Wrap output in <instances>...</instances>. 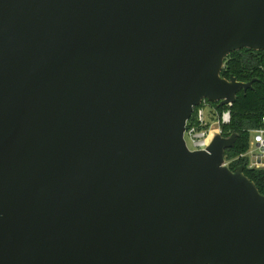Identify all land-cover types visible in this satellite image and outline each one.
Masks as SVG:
<instances>
[{
    "label": "water",
    "instance_id": "1",
    "mask_svg": "<svg viewBox=\"0 0 264 264\" xmlns=\"http://www.w3.org/2000/svg\"><path fill=\"white\" fill-rule=\"evenodd\" d=\"M241 50L264 0H0V264H264L236 135L183 138Z\"/></svg>",
    "mask_w": 264,
    "mask_h": 264
},
{
    "label": "trees",
    "instance_id": "2",
    "mask_svg": "<svg viewBox=\"0 0 264 264\" xmlns=\"http://www.w3.org/2000/svg\"><path fill=\"white\" fill-rule=\"evenodd\" d=\"M220 76L226 80L233 77L244 84L254 81L250 90L240 91L236 95L230 107L220 108L218 104L212 103L210 105L219 113L225 110L230 112V123L221 127L222 137L236 135L234 147L224 154L228 168L233 171L243 167L244 176L264 196V170L249 169L247 159L239 158L248 151L251 131L264 128V52L241 50L230 54L224 60Z\"/></svg>",
    "mask_w": 264,
    "mask_h": 264
},
{
    "label": "built area",
    "instance_id": "3",
    "mask_svg": "<svg viewBox=\"0 0 264 264\" xmlns=\"http://www.w3.org/2000/svg\"><path fill=\"white\" fill-rule=\"evenodd\" d=\"M226 112L229 113V121L227 123L223 121V115ZM229 123V110H225L219 113L216 111L215 108L211 107L209 102L203 100L199 106L193 108L192 115L190 119L186 122L185 131L183 135L186 147L191 152L205 151L212 139L211 137V139L208 140L207 144L203 143V141L207 139V133L209 131H213V134L217 133L221 135V127L226 126ZM262 123L264 124V118H262ZM215 128H218L219 131H214ZM250 147L264 149V142L260 140L254 141V137L251 135L248 151L244 155H240L239 158L247 159L249 169L264 170V167L255 166L257 164L264 165V157L250 154ZM224 166L228 167V163H226L225 160Z\"/></svg>",
    "mask_w": 264,
    "mask_h": 264
},
{
    "label": "clouds",
    "instance_id": "4",
    "mask_svg": "<svg viewBox=\"0 0 264 264\" xmlns=\"http://www.w3.org/2000/svg\"><path fill=\"white\" fill-rule=\"evenodd\" d=\"M223 121L225 123H227L229 121V113H224L223 115ZM214 131L218 132L219 129L218 128H215ZM213 135V131H209L207 133V139H205L203 141L204 144H207L208 143V140L211 139ZM251 135L254 137V141L255 140H260L262 142H264V129H258V130H252L251 131ZM250 154L252 155H258L260 157H264V149H258V148H255V147H250ZM257 167H264V165H260V164H257L255 165Z\"/></svg>",
    "mask_w": 264,
    "mask_h": 264
}]
</instances>
